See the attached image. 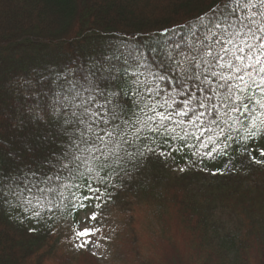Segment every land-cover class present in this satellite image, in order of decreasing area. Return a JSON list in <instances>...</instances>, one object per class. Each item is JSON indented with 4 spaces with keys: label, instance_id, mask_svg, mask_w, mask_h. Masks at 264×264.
<instances>
[{
    "label": "snow or ice",
    "instance_id": "snow-or-ice-1",
    "mask_svg": "<svg viewBox=\"0 0 264 264\" xmlns=\"http://www.w3.org/2000/svg\"><path fill=\"white\" fill-rule=\"evenodd\" d=\"M154 35V47L56 74L34 114L52 133L23 166L0 162V207L37 224L71 218L75 247L96 256L111 239L97 210L150 158L231 163L232 149L264 166V0H218Z\"/></svg>",
    "mask_w": 264,
    "mask_h": 264
},
{
    "label": "trees",
    "instance_id": "trees-1",
    "mask_svg": "<svg viewBox=\"0 0 264 264\" xmlns=\"http://www.w3.org/2000/svg\"><path fill=\"white\" fill-rule=\"evenodd\" d=\"M217 2L0 0V162L6 169L23 166L31 159L28 151L44 146L43 138L51 135L52 128L34 114L48 105L57 73L83 70L93 61L136 47H154V34L183 24ZM229 152L235 156L231 163L228 157H217L193 164L196 158L188 150L167 161L152 157L122 189H110L114 200L97 211L119 222L108 241L112 260L116 264H264V167L248 163L232 149ZM205 165L210 171L201 170ZM135 210L144 213L142 223H133ZM171 214L177 216L184 234L181 241L194 254V263H184L174 249L167 225ZM72 223L57 214L47 224H37L24 220L19 210L0 207V264H43L51 255L43 253L52 237ZM30 227L36 231L30 232ZM156 235L166 239L167 244L161 245L167 253L158 246L160 241L151 240L147 246L141 240ZM85 256L89 254L76 259L64 251L53 258L62 264H95L84 262Z\"/></svg>",
    "mask_w": 264,
    "mask_h": 264
},
{
    "label": "rangeland",
    "instance_id": "rangeland-1",
    "mask_svg": "<svg viewBox=\"0 0 264 264\" xmlns=\"http://www.w3.org/2000/svg\"><path fill=\"white\" fill-rule=\"evenodd\" d=\"M255 166H257V165H255ZM97 212H98L99 223L96 224L95 226L102 229V235L103 236H107V237L111 238L118 230V227H119L118 220L113 216L112 217L108 216L107 212H105V211H101V212L97 211ZM131 217H132V219L134 218L133 223L134 222L135 223L136 222L142 223V220L144 221V213L139 211V210H135L134 213L131 214ZM167 220H168L167 225L170 228V234L175 239L174 243L176 244V247H174V249L179 252L178 255L182 258L184 263H187L188 261H189V263H194V261H193L194 259L192 258L194 254L190 251V249L186 250L184 245H183V243H185V245H186V242L181 241L180 237H181V235H184V234L182 233L181 229L179 228L180 223L177 219V216H175L174 214H171ZM150 221H151V223H153V225H155L154 221L152 219ZM133 223H132V225H133ZM70 226L75 227L76 224L72 223V225L70 224L69 226L64 227L63 229H60L61 233H58L52 237L51 242L47 245V247L49 249L47 251H44V253H43V255H46V253L48 251H50L51 255L47 258V260L43 264H62V262H60L57 258H53V257L57 253H61L64 251L68 252V255H70V257L72 255L76 259H81V260H82V257H80V254H87V255L89 254V256H85L86 259H84V262H86V263L91 262L90 260H92L93 263H95V264H116L112 260L113 258L110 254V251H109L108 241L107 242L102 241L103 246L100 247L99 249H95V251L97 252L96 256H93L91 254V252L88 250H78L75 247V244L73 242V235H72ZM155 228H157L156 225H155ZM137 229H139V228L137 227ZM156 231L159 232V228H157ZM163 238L164 237L156 235L154 237V239H148L147 237L146 238L144 237V238H141V240H146V242L144 241L143 243L147 246H148V242L150 243L151 240H153L155 242L160 241L158 243V246L165 253H167V248L166 249L162 248V245H161V244H167L166 239H163ZM158 246H156L155 249L158 250ZM69 264H83V263L71 262Z\"/></svg>",
    "mask_w": 264,
    "mask_h": 264
}]
</instances>
